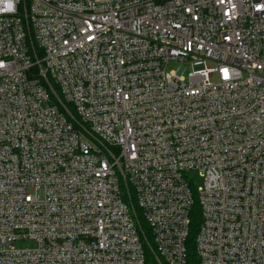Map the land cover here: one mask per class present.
Returning <instances> with one entry per match:
<instances>
[{
  "label": "built area",
  "instance_id": "2783aa9c",
  "mask_svg": "<svg viewBox=\"0 0 264 264\" xmlns=\"http://www.w3.org/2000/svg\"><path fill=\"white\" fill-rule=\"evenodd\" d=\"M196 205L264 264V0H0V264H189Z\"/></svg>",
  "mask_w": 264,
  "mask_h": 264
},
{
  "label": "trees",
  "instance_id": "16d2710c",
  "mask_svg": "<svg viewBox=\"0 0 264 264\" xmlns=\"http://www.w3.org/2000/svg\"><path fill=\"white\" fill-rule=\"evenodd\" d=\"M192 218V224L190 227V238H189V251H190V262L189 264H196L197 258H196V252H195V236L196 232L198 231V228L201 223V216H200V208L198 205H196L192 211L191 214ZM146 264H158L155 258L148 253Z\"/></svg>",
  "mask_w": 264,
  "mask_h": 264
},
{
  "label": "rangeland",
  "instance_id": "374dc122",
  "mask_svg": "<svg viewBox=\"0 0 264 264\" xmlns=\"http://www.w3.org/2000/svg\"><path fill=\"white\" fill-rule=\"evenodd\" d=\"M181 64L177 63V62H172L169 66V71L171 70H178L180 68ZM190 68L188 66V68L186 69V72L189 71ZM191 177L193 178V182L194 185L198 188L201 189L204 187L205 185V179L202 176V173L199 171H194L190 173ZM18 249H29V248H33V244L32 243H19L17 245Z\"/></svg>",
  "mask_w": 264,
  "mask_h": 264
}]
</instances>
